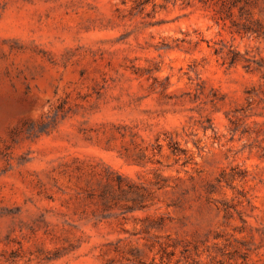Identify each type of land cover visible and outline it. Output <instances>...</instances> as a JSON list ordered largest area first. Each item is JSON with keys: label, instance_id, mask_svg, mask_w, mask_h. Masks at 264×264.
<instances>
[{"label": "rangeland", "instance_id": "obj_1", "mask_svg": "<svg viewBox=\"0 0 264 264\" xmlns=\"http://www.w3.org/2000/svg\"><path fill=\"white\" fill-rule=\"evenodd\" d=\"M0 264H264V0H0Z\"/></svg>", "mask_w": 264, "mask_h": 264}, {"label": "trees", "instance_id": "obj_2", "mask_svg": "<svg viewBox=\"0 0 264 264\" xmlns=\"http://www.w3.org/2000/svg\"><path fill=\"white\" fill-rule=\"evenodd\" d=\"M231 62H234V60H232Z\"/></svg>", "mask_w": 264, "mask_h": 264}]
</instances>
